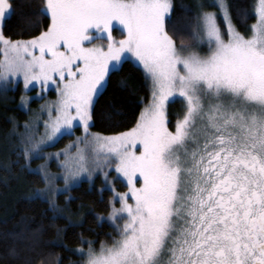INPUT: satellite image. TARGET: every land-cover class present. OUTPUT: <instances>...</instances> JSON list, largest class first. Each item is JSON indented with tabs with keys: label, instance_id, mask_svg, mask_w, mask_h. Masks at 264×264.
<instances>
[{
	"label": "snow or ice",
	"instance_id": "snow-or-ice-1",
	"mask_svg": "<svg viewBox=\"0 0 264 264\" xmlns=\"http://www.w3.org/2000/svg\"><path fill=\"white\" fill-rule=\"evenodd\" d=\"M173 8V0H42L36 12L46 27L13 39L3 23L14 0H0V85L22 76L37 97L53 85L57 92L25 123V159L83 129L56 153L65 156V186L42 163L44 187L30 197L47 196L55 212L54 197L81 173L126 181L109 199L117 235L98 249L82 238L83 264H264V0L241 9L252 20L244 31L229 0L197 5L189 35L205 53L183 37L177 44ZM129 54L150 82L147 103L131 127L91 132L106 77ZM177 99L184 110L173 128L167 106Z\"/></svg>",
	"mask_w": 264,
	"mask_h": 264
},
{
	"label": "trees",
	"instance_id": "trees-1",
	"mask_svg": "<svg viewBox=\"0 0 264 264\" xmlns=\"http://www.w3.org/2000/svg\"><path fill=\"white\" fill-rule=\"evenodd\" d=\"M229 2L233 5V23L244 31L252 20H244L240 11L250 8L252 0ZM14 3V14L3 23L5 35L27 38L46 27L47 17L36 12L42 0H14ZM201 3L208 5L212 1L173 0L170 31L171 25L179 30L175 36L178 45L181 37L194 48L197 45L189 34L197 5ZM17 92L11 94V90L7 93L0 89V264H40L41 260L44 264H83L85 257L76 252L77 247H88L87 243L81 245L82 238L94 241L98 249L101 241L111 243L117 235L115 225L107 218L109 199L113 187L116 192H123L127 186L120 178L106 184L103 174L93 171V177L54 197L55 212L49 207L47 196L31 199L30 193L43 188L44 183L36 166H29L36 160H26L23 150L13 146L15 123L26 119V112L17 104ZM149 95L150 83L143 68L130 59L123 60L108 74L103 92L95 100L90 129L107 135L131 127ZM180 105L178 100L168 105L170 127H174ZM75 132H80V128H75ZM72 137L64 135L52 147H62ZM115 176L112 168L109 177ZM115 203L119 207L118 199ZM98 216L103 220H98Z\"/></svg>",
	"mask_w": 264,
	"mask_h": 264
},
{
	"label": "rangeland",
	"instance_id": "rangeland-1",
	"mask_svg": "<svg viewBox=\"0 0 264 264\" xmlns=\"http://www.w3.org/2000/svg\"><path fill=\"white\" fill-rule=\"evenodd\" d=\"M211 1L213 2V0H211ZM113 35L117 39L120 38V34H119L118 31H114ZM93 42L97 43L98 41H93ZM195 48H196V50L200 51L201 53L207 52V44L206 43L197 44L195 46ZM125 59H130L134 63L139 65L138 62L135 61V59L132 58L130 54L127 57H125ZM120 64L118 66H115L113 69H111L110 72L112 70H114V69H117L120 66ZM140 67H142V66H140ZM106 81H107V77H106ZM105 85H106V82H105ZM0 89L5 91V92H7V93H8L9 90H11V94L12 93L16 94V90H18V92H17V96H18L17 97L18 98L17 104L23 111L26 112V119L22 123H18V122L15 123V129H16L15 130V137H16V140H15V137H14L15 141L13 143L15 145L13 144V146L14 147L18 146V147L21 148V150L24 151L25 145L23 143V139H22V135L21 134L25 132V123L28 122V121H33L35 119V116L37 115V113H38V111L40 109V106L42 104H45L48 101H55V99L57 97L56 88L53 85L44 94H42L41 96L37 97V92L39 91V88L38 87H31L29 89H25L24 82H23V77L21 76L14 84L10 82V83L7 84L6 87L3 86V85H0ZM22 96L28 97L29 100L27 102L22 101V99H21ZM177 100L181 102L180 109H179V111H180L179 116H181L182 113H183V110H184L183 109V101H182V99H177ZM167 112H168V106H167ZM177 118H178V116H177ZM174 125H175V123H174ZM19 126H21V129H19ZM79 128H80V132H78V133L75 132V128L72 130V133H71V135H73L72 139H70L69 141L65 142V144L62 147H59V148H53L52 147L62 136L58 140H56L54 143H48V144H45V145H41L39 152L34 154V155L30 154L29 158L27 159L28 161H30L31 159H35L36 160L35 161L36 163L34 165H29V166H36L35 168L38 171V169L40 168L42 163L46 164L48 172L50 174H53V176H55V177H59L58 179H55V184L57 186L63 188L65 186V181L63 179L64 169L62 168V162L65 160V156L63 154L57 156L56 153H58L61 150L65 149L70 144V142L75 141L77 137H82L83 129L81 127H79ZM42 131H43V119L40 120L39 128H38V132H42ZM90 131L94 132V133H98V132H95V131H93L91 129H90ZM81 147H84V146L81 145ZM75 152H76V148L72 147L71 148V153H75ZM112 168L114 169V165H113ZM114 171H115V169H114ZM93 175H94V172H92L91 177H93ZM86 178L89 179L90 178L89 175L87 173H81L79 176H77L74 179V181H70L69 182V184L67 185V190L66 191H61V192H67L71 187L77 185L81 180L86 179ZM120 179H122V178H120ZM122 181H123V179H122ZM123 182L126 184V181H123ZM126 186H127V184H126Z\"/></svg>",
	"mask_w": 264,
	"mask_h": 264
}]
</instances>
